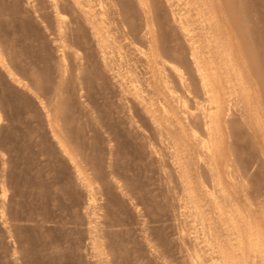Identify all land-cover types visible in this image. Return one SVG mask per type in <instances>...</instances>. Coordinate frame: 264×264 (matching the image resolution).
I'll list each match as a JSON object with an SVG mask.
<instances>
[{
	"label": "rangeland",
	"instance_id": "374dc122",
	"mask_svg": "<svg viewBox=\"0 0 264 264\" xmlns=\"http://www.w3.org/2000/svg\"><path fill=\"white\" fill-rule=\"evenodd\" d=\"M187 1L188 6L186 0H147L162 57L155 66L138 49H146L145 9L136 0H114L119 16H113L111 8L110 17L115 19L110 26L114 54L113 64L107 69L78 8L70 0L60 3L66 17V37L81 47L83 59L79 83L68 51L69 76L61 86L63 95L59 99L64 122L77 135L72 145L87 161L88 173L102 176L99 182L105 200L100 204L107 218L101 220L112 264H190L192 229L183 215L182 185L166 139L179 134L180 124L185 126L187 122L198 126L196 130L201 133L200 113L192 96L187 105L195 118L182 113L162 89L161 79L164 70L177 95H184L170 69L172 60L179 59L194 91L192 95L199 90L186 37L174 15L177 11L184 14L189 29L199 39L201 21L212 18L211 23L216 22L221 42L233 59L231 74L241 75L239 89L245 91L238 92L241 103L231 110L229 125L233 129L231 137L226 138L222 158L223 164L232 162L228 169L232 174L227 176L223 168L221 178L230 199L239 207L243 201L239 170L247 168L246 192H261L251 202L255 215L264 220V0ZM236 20L241 22V32H250V39L262 55L261 66H252L243 52ZM56 25L50 0H0V50L13 73L22 71L26 82L45 88L40 97L47 102L58 85ZM129 31L132 36L127 37ZM236 109L242 110L245 121ZM0 114V182L5 180L8 190V230L0 218V264H94L87 240V193L52 139L39 100L19 88L1 67ZM190 134L186 130L187 161L195 187L199 188L197 174L207 183L210 178L207 168L197 162ZM111 172L129 191L141 216L128 198L120 195ZM111 196L123 203L124 213L109 205ZM198 196L204 200L202 205H209L206 217L212 218V206L204 192L198 191ZM110 222H114L113 227L108 226ZM146 233L158 253L145 241Z\"/></svg>",
	"mask_w": 264,
	"mask_h": 264
},
{
	"label": "bare ground",
	"instance_id": "6f19581e",
	"mask_svg": "<svg viewBox=\"0 0 264 264\" xmlns=\"http://www.w3.org/2000/svg\"><path fill=\"white\" fill-rule=\"evenodd\" d=\"M64 0H50L51 8L56 18L57 26V49L59 52V60L57 63L58 85L55 88L53 97L47 102L40 95H44L45 88L40 84L31 85L25 81L26 75L22 71H18L17 75L12 72L10 65L4 58L0 50V67L4 69L9 77L16 85L31 94L39 100V105L45 117L47 127L51 137L59 148L62 155L74 169L77 180L87 193L86 211L89 217L87 234L90 258L94 259V264H112L111 256L107 250L102 220L107 218V214L103 212L100 202L104 196V190L100 185L102 176L97 173H88L89 169L87 161L82 158V154L71 141L77 135L75 130L68 127L64 122L65 115L62 109L60 97L63 95L62 84L69 76L68 51L75 62V80L80 83V67L82 63L81 48L74 41H69L66 37V17L62 13L60 3ZM78 8L83 16L85 25L90 28L91 35L95 41L97 53L100 57L104 68H111L113 64V37L110 34V26L114 23L111 8L114 9L113 16H119L114 0H70ZM144 10L145 34L143 38L146 41V49L138 48L140 53L145 57L147 62L157 66V59L162 60L158 51L157 40L153 25L151 11L148 8L147 0H136ZM170 2V0H166ZM96 4V6L94 5ZM189 2L186 0L185 6ZM125 9H129L127 4H123ZM97 7V8H95ZM179 28L184 33L188 44V57L190 65L194 70L197 78L199 90L192 95L194 91L185 74L180 67L183 66L182 60L173 59L170 69L176 75L184 95H177L174 87L171 86L170 78L164 74L162 70V89L175 103L176 107L186 115L195 118L193 112L188 108V97L196 99L197 110L200 113L201 133H198L195 126L189 122L186 125L180 124V133L170 136L166 139L170 150L172 164L176 168L177 175L182 185L183 197V215L189 219L192 229V240L194 245L188 250V258L190 264H264V220H260L255 214L256 209L252 206L251 199H256L261 192L256 191L249 195L246 192L248 187L247 168L239 170V182L242 186V205L236 207L230 195L226 192L224 182L221 175L223 168L230 176L232 173L228 169L229 164H223L222 158L225 156L224 148L226 138L231 137V128L229 119L233 116L232 109H235L241 98L238 92L245 91L239 89L242 84L241 75L233 73V59L228 53L227 48L221 42L220 31L216 22L211 23V19H203L201 21V39L196 38L193 30L189 29V22L184 14L179 11L174 12ZM122 22V21H120ZM237 32L243 42L242 50L247 56L250 64L259 67L262 64V55L257 50L254 41L250 39V32L245 30L241 32V22L236 20ZM241 33V34H240ZM126 36H132L126 32ZM133 42L134 39L131 37ZM135 43V42H134ZM133 44V43H132ZM123 78V77H122ZM132 82V80H129ZM136 83V81H134ZM264 86V79L262 80ZM135 91H139L137 85L133 86ZM22 103L25 99L19 98ZM84 103V102H82ZM161 109L168 115L166 106L161 103ZM241 119L245 121L242 110L236 109ZM1 121V114H0ZM138 127V126H137ZM139 128V127H138ZM186 130L191 132L190 139L197 149V162L204 165L209 174L210 183H207L200 174H197L199 188L195 187L192 180L190 163L188 159V140L185 138ZM110 142V141H109ZM109 150L112 146L109 144ZM264 158V155H263ZM112 176L116 188L122 197L128 198L130 205L135 207L137 214L141 216L140 209L135 205L129 191ZM108 191L110 188H107ZM107 191V193H109ZM198 191H203L207 201L212 206V218L205 215L209 205H202L204 201L198 196ZM7 187L5 180L0 182V218L4 227L8 230V216L6 209ZM110 194V193H109ZM253 196V197H252ZM109 205L113 206L120 214L124 213V205L115 196H111ZM206 202V201H205ZM206 208V209H205ZM102 218V220H101ZM110 220V219H109ZM144 223V222H142ZM109 227L114 226V222H110ZM142 231L146 232V227ZM9 232V231H8ZM10 233V232H9ZM12 237V235H10ZM145 241L153 252H157V248L152 244L149 235L144 236ZM15 254V252H14Z\"/></svg>",
	"mask_w": 264,
	"mask_h": 264
}]
</instances>
